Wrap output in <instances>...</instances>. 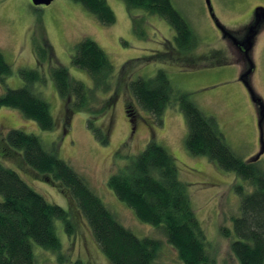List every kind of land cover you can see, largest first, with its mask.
<instances>
[{
  "label": "rangeland",
  "instance_id": "1",
  "mask_svg": "<svg viewBox=\"0 0 264 264\" xmlns=\"http://www.w3.org/2000/svg\"><path fill=\"white\" fill-rule=\"evenodd\" d=\"M106 2L115 15L111 25L101 24L71 0H54L48 6L38 7L30 0H0V53L11 70L10 75L0 76V95L7 88L24 86L19 76L21 69L37 70L43 81L32 86L33 92L49 104L55 122L53 130L44 131L18 110L0 108V165L15 171L46 202L67 211L73 227L66 234L62 223L55 221L62 259L34 244V264L110 262L68 195L58 184L46 181L28 168L21 153L7 145L6 136L12 130L39 138L47 151H53L85 180L136 237L158 240L161 249L153 264H182L161 231L140 222L107 186L109 177L153 140L174 159L178 179L185 185L190 207L204 230L211 264H238L230 250V239L222 229L231 230L232 219L239 213L240 198L234 187L252 188L234 173L225 172L206 157L193 156L186 150V122L176 103L154 120L134 102L127 86L138 77L152 78L157 71H164L175 93L187 94L204 115L215 119L230 150L264 172V60L259 57L264 46V29L249 54L252 73L245 80L244 66L231 65L229 59L220 57L218 33L208 17L205 0H171L198 39L187 55L177 54L175 33L162 18L140 10L129 13L121 0ZM211 4L219 23L226 27L246 17L252 6L264 8V0H211ZM84 38L102 49L114 69L110 90L92 93L90 114L69 111L68 103L56 92L51 74L52 69L61 66L71 78L88 89L93 88L89 75L71 65L73 48ZM44 45L51 55L42 64L35 48ZM113 95L114 104L106 106ZM126 106L134 112L132 123L126 116ZM91 113L96 117L90 116ZM90 117L95 127L103 128L108 139L106 145L100 144L89 129Z\"/></svg>",
  "mask_w": 264,
  "mask_h": 264
},
{
  "label": "trees",
  "instance_id": "2",
  "mask_svg": "<svg viewBox=\"0 0 264 264\" xmlns=\"http://www.w3.org/2000/svg\"><path fill=\"white\" fill-rule=\"evenodd\" d=\"M71 1L80 4L103 25L115 22V15L106 0ZM121 1L129 13L140 10L165 20L175 33L177 54L187 55L198 44L196 34L171 0ZM73 49L71 65L89 75L93 88L88 89L71 78L61 66L51 70L53 83L58 96L68 103L69 111L90 114L92 93L110 90L114 69L102 49L88 38L75 44ZM35 51L42 64L51 55L46 45L38 46ZM10 73V66L0 53V76L3 78ZM19 76L24 86L7 88L0 95V108L18 110L40 129L53 130L55 122L49 104L32 89L34 84L43 81L40 74L37 70L21 69ZM127 89L139 108L154 120L176 103L186 122V150L193 156L206 157L225 172L234 173L252 188L234 187L240 198L239 213L232 219L231 230L223 228L222 233L230 239V250L238 264H264V172L255 163L244 162L230 150L215 119L204 115L187 94L175 93L164 71H157L152 78L138 77L128 83ZM114 99L115 95L110 97L106 106L114 104ZM90 116L96 117V114ZM126 116L131 123L134 121L130 106H126ZM88 127L100 144H107L103 128L95 127L91 117ZM6 143L21 153L28 168L46 181L58 184L68 195L110 264L154 263L161 249L160 242L152 237L138 238L125 228L85 180L53 151H47L39 138L12 130L6 136ZM107 186L140 222L161 231L182 264L212 263L206 250L204 230L190 207L185 185L178 179L174 159L162 146L149 141L126 166L109 177ZM0 197V264H34V244L57 254L61 260V242L54 223H62L66 234H70L73 230L70 214L46 202L15 171L1 165ZM73 264L83 263L76 261Z\"/></svg>",
  "mask_w": 264,
  "mask_h": 264
},
{
  "label": "flooded vegetation",
  "instance_id": "3",
  "mask_svg": "<svg viewBox=\"0 0 264 264\" xmlns=\"http://www.w3.org/2000/svg\"><path fill=\"white\" fill-rule=\"evenodd\" d=\"M211 7L212 12H207V14L218 33L217 40L219 42V51L221 53L219 55L227 61L229 59L228 62L231 65L241 64L242 66H244V73H246L244 79L247 80L250 76V73H252V62L250 61L249 54L254 48V43L257 36L264 29V12H256V8L259 6H252L249 9L246 17H243L239 21L234 22L231 27H226L219 23L218 17L215 16V7L212 6V4ZM232 26L238 27L232 28ZM262 49L264 50V46ZM263 50L259 54V57L262 60H264V55L262 57V53L264 52ZM262 115L264 117V114Z\"/></svg>",
  "mask_w": 264,
  "mask_h": 264
},
{
  "label": "water",
  "instance_id": "4",
  "mask_svg": "<svg viewBox=\"0 0 264 264\" xmlns=\"http://www.w3.org/2000/svg\"><path fill=\"white\" fill-rule=\"evenodd\" d=\"M54 0H30L31 4L35 7L38 6H48L50 5ZM205 4L208 6L209 12H212V7L210 4V0H205ZM264 8H258L256 9V12H262ZM259 157V154L255 157V160H257Z\"/></svg>",
  "mask_w": 264,
  "mask_h": 264
}]
</instances>
